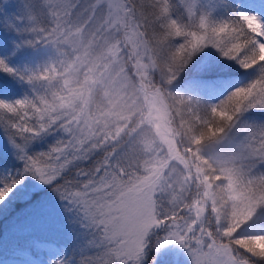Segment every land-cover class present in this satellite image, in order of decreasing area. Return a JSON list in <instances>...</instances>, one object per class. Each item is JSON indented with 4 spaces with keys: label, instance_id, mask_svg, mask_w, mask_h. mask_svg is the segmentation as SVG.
Here are the masks:
<instances>
[{
    "label": "snow or ice",
    "instance_id": "snow-or-ice-1",
    "mask_svg": "<svg viewBox=\"0 0 264 264\" xmlns=\"http://www.w3.org/2000/svg\"><path fill=\"white\" fill-rule=\"evenodd\" d=\"M0 218V264H264V0H0Z\"/></svg>",
    "mask_w": 264,
    "mask_h": 264
},
{
    "label": "rangeland",
    "instance_id": "rangeland-1",
    "mask_svg": "<svg viewBox=\"0 0 264 264\" xmlns=\"http://www.w3.org/2000/svg\"><path fill=\"white\" fill-rule=\"evenodd\" d=\"M22 205H15L16 210H18ZM8 222V218H0V231H3L6 224Z\"/></svg>",
    "mask_w": 264,
    "mask_h": 264
}]
</instances>
